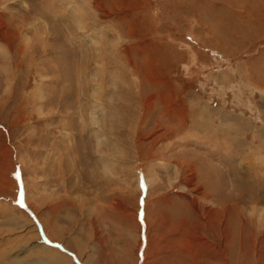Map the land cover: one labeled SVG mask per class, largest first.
Listing matches in <instances>:
<instances>
[{
	"label": "rangeland",
	"instance_id": "rangeland-1",
	"mask_svg": "<svg viewBox=\"0 0 264 264\" xmlns=\"http://www.w3.org/2000/svg\"><path fill=\"white\" fill-rule=\"evenodd\" d=\"M0 264H264V0H0Z\"/></svg>",
	"mask_w": 264,
	"mask_h": 264
}]
</instances>
